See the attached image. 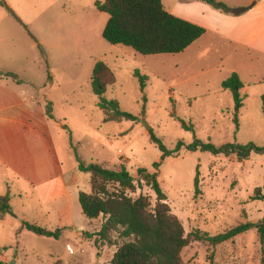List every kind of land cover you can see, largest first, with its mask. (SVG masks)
I'll return each instance as SVG.
<instances>
[{"label": "rangeland", "instance_id": "1", "mask_svg": "<svg viewBox=\"0 0 264 264\" xmlns=\"http://www.w3.org/2000/svg\"><path fill=\"white\" fill-rule=\"evenodd\" d=\"M96 1L0 0V71L19 78L0 77V195L9 194L12 205L9 214L0 215V264H111L128 241L118 232L111 243L102 241L97 233L104 218L89 220L84 214L79 194L92 187L90 174L77 169L75 148L86 163L124 165L136 181L141 167L158 172L185 235L200 229L214 236L264 218V201L252 199L264 185V155L240 161L234 154L182 148L177 157L162 160L143 123L170 150L196 139L264 146V56L239 51L230 57L212 40L185 54L142 55L104 39L109 14L99 11ZM98 61L116 74L105 96L137 121H105L92 86ZM137 69L148 77L145 114ZM231 70L247 87L239 129L233 95L221 87ZM179 118L194 130L183 128ZM141 192L156 202L149 187L135 196ZM25 220L60 229V235L36 234L24 227ZM181 255L190 264L262 262L255 229L216 246L192 241Z\"/></svg>", "mask_w": 264, "mask_h": 264}, {"label": "trees", "instance_id": "2", "mask_svg": "<svg viewBox=\"0 0 264 264\" xmlns=\"http://www.w3.org/2000/svg\"><path fill=\"white\" fill-rule=\"evenodd\" d=\"M259 1V0H255ZM208 4L225 13L238 14L245 8H231L223 2L206 0ZM96 7L99 11L109 14L103 37L110 44L123 45L134 49L142 55L180 54L200 39L206 29L190 21L177 17L166 10L163 0H98ZM134 76L138 79L143 93L142 114L146 112L148 77L135 70ZM1 78L19 80L15 73L0 71ZM116 83V74L105 61H98L92 73V86L94 93L99 97L98 106L105 114V121H137L139 117L133 113L122 110L116 99L107 98L106 92L110 85ZM223 90L230 91L234 99V123L239 129V112L244 106L243 90L245 84L237 72H232L221 83ZM263 111H264V95ZM50 117H53L52 106H47ZM175 115V113H174ZM183 128L194 130V125L179 118ZM151 139L162 152V160L177 157L182 148L188 151L209 152L213 155H236L237 158L247 160L252 153L264 155V146L255 143L239 144L226 143L221 146L212 141L196 139L187 145L179 141L176 149L170 150L151 129ZM77 169L90 174L91 192L81 191L79 194L83 212L89 220L101 216L104 221L97 235L104 242L111 243V234L128 239L119 246L112 258L111 264H190L182 258V251L192 241H204L216 246L237 236L255 229L259 236L264 264V218L258 222L241 223L217 235H210L200 229L193 230L185 235L181 220L172 212L167 202L158 172H151L145 167L138 170L140 180L123 165L118 168H109L104 164L86 163L75 148ZM161 163L154 164L156 169ZM149 187L156 194L153 204L150 196L137 192ZM196 194L201 193L199 173L195 180ZM253 200L264 201V185L256 188ZM12 210L9 194L0 195V215L4 217ZM24 227L30 231L44 236L60 235V229L55 231L24 221Z\"/></svg>", "mask_w": 264, "mask_h": 264}, {"label": "crops", "instance_id": "3", "mask_svg": "<svg viewBox=\"0 0 264 264\" xmlns=\"http://www.w3.org/2000/svg\"><path fill=\"white\" fill-rule=\"evenodd\" d=\"M216 1L245 10L238 14L225 13L206 0H163L166 10L171 14L206 29L200 39L180 54H185L191 48L199 49L205 41L212 40L226 50L225 54L228 53L230 57L239 51L252 56H264V0ZM232 72L238 73L237 70H231L230 74Z\"/></svg>", "mask_w": 264, "mask_h": 264}, {"label": "water", "instance_id": "4", "mask_svg": "<svg viewBox=\"0 0 264 264\" xmlns=\"http://www.w3.org/2000/svg\"><path fill=\"white\" fill-rule=\"evenodd\" d=\"M143 123H144L145 125H147L148 130H151V127L147 124L146 121H143Z\"/></svg>", "mask_w": 264, "mask_h": 264}, {"label": "built area", "instance_id": "5", "mask_svg": "<svg viewBox=\"0 0 264 264\" xmlns=\"http://www.w3.org/2000/svg\"><path fill=\"white\" fill-rule=\"evenodd\" d=\"M68 249H69L71 252H73V249H72L71 246H68Z\"/></svg>", "mask_w": 264, "mask_h": 264}]
</instances>
